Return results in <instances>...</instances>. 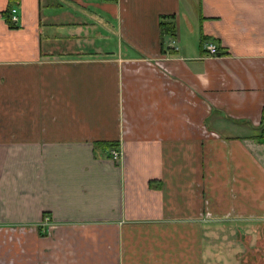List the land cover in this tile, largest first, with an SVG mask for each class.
Masks as SVG:
<instances>
[{"label":"crops","instance_id":"crops-1","mask_svg":"<svg viewBox=\"0 0 264 264\" xmlns=\"http://www.w3.org/2000/svg\"><path fill=\"white\" fill-rule=\"evenodd\" d=\"M263 134L264 0H0V264H264Z\"/></svg>","mask_w":264,"mask_h":264},{"label":"built area","instance_id":"built-area-1","mask_svg":"<svg viewBox=\"0 0 264 264\" xmlns=\"http://www.w3.org/2000/svg\"><path fill=\"white\" fill-rule=\"evenodd\" d=\"M19 21H20L19 11L17 8H15L12 11V22H14L15 24H18ZM206 50L208 51L211 57H218L219 55V49L217 45L214 43H208L206 45ZM110 157L113 161L118 162L121 159V154L118 150H114L110 153Z\"/></svg>","mask_w":264,"mask_h":264},{"label":"trees","instance_id":"trees-1","mask_svg":"<svg viewBox=\"0 0 264 264\" xmlns=\"http://www.w3.org/2000/svg\"><path fill=\"white\" fill-rule=\"evenodd\" d=\"M162 28V33L163 34H171V35H175L176 34V29L173 25L170 24H162L161 25ZM261 142H264V134L258 139ZM98 148L100 147H105V148H110V147H117L116 145H111V144H104V143H99L97 144Z\"/></svg>","mask_w":264,"mask_h":264}]
</instances>
